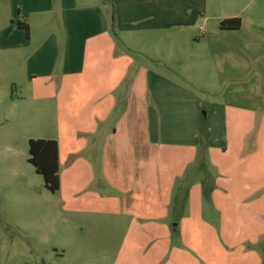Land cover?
I'll return each mask as SVG.
<instances>
[{
	"label": "crops",
	"instance_id": "crops-1",
	"mask_svg": "<svg viewBox=\"0 0 264 264\" xmlns=\"http://www.w3.org/2000/svg\"><path fill=\"white\" fill-rule=\"evenodd\" d=\"M23 1L29 37L9 39L8 49H33L25 55L31 109L37 118L45 105L55 112L54 136L38 139L58 143V192L88 193L73 203L101 218V254L115 247L111 264H264V0ZM114 14L121 34L138 32L141 16H172L193 36L123 42ZM231 19H240V29L221 30ZM135 56H166L180 63L188 84L217 80L228 88L224 96L249 100L205 103ZM254 91L262 92L255 104ZM203 178L213 185L209 195ZM98 180L101 193L90 197ZM108 187L115 196L102 194Z\"/></svg>",
	"mask_w": 264,
	"mask_h": 264
},
{
	"label": "rangeland",
	"instance_id": "rangeland-1",
	"mask_svg": "<svg viewBox=\"0 0 264 264\" xmlns=\"http://www.w3.org/2000/svg\"><path fill=\"white\" fill-rule=\"evenodd\" d=\"M27 5L28 2L23 0H0V164L4 162L7 164V172L0 171V264H111L116 249L110 246L106 256L101 254L102 247L99 240L103 233L101 218L86 216L77 211L84 208L82 205L88 193L81 190L74 195L66 192L64 188L63 192L56 194L49 192L45 188L43 178L35 173L28 162L30 138L54 136L55 112L52 110V105H45L37 118L36 113L31 109L33 103L27 95L30 86L25 55L30 54L33 49L25 50V54H22L20 50L8 49L9 39L11 43L20 40V37L24 39L27 37L26 32L18 28L20 21L26 22L23 12ZM51 18L55 19V17ZM144 18L147 17H139L140 21L134 25L137 27L134 30L138 32L121 34L117 31L118 16L114 14L112 16L114 31L116 34L119 33L123 42L127 39H131L132 42L138 39L143 44L163 43L172 36L181 37L182 41H190L193 36L191 31L183 32L189 29L185 26L187 23L176 20L172 16H166L162 21H158L156 17L151 20ZM119 19L121 22V17ZM138 26L144 29L154 26L155 30H144L145 33H143L139 32L141 29ZM160 27L164 28L158 29ZM200 27L204 30V26L200 25ZM200 27L196 30L197 35L200 34ZM253 37L262 39L263 36L256 34ZM160 45L164 47V44ZM135 58L147 70L188 86L205 103L221 101L239 105L243 104L240 101L241 98L249 100V96H224L228 88L220 87L217 80L190 79L196 85L188 84L189 79L184 77L180 63H175V60L168 63L166 56L160 58L153 56L150 60L143 56L141 58L135 56ZM255 58L257 55L254 56ZM253 66L256 69L259 63H253ZM257 84L260 88L258 90L261 91L262 82L254 79V90ZM257 93L261 95L262 92L254 91L252 97L254 104L261 100V96ZM236 98L238 103L234 101ZM125 104L124 102V107ZM204 112H202L203 116ZM204 127L205 122L202 125V128ZM14 165L18 168L14 169ZM199 169L201 176L204 177L205 169L202 167ZM15 173L17 176H14ZM99 173L101 174L100 170ZM99 173H96L98 179H100ZM71 176L76 178L75 175L71 174ZM77 178L82 181L85 176L83 173L77 174ZM204 180L205 178L201 182ZM203 184L206 185L204 193L211 194V181L205 180ZM99 187L98 180L91 187L93 193H89L90 197L101 193ZM102 194L115 196L116 191L108 187L102 190ZM78 201L83 203H73ZM90 232L94 237H98L92 243L84 240V236ZM54 247L66 250L65 255L57 257L53 253Z\"/></svg>",
	"mask_w": 264,
	"mask_h": 264
},
{
	"label": "trees",
	"instance_id": "trees-1",
	"mask_svg": "<svg viewBox=\"0 0 264 264\" xmlns=\"http://www.w3.org/2000/svg\"><path fill=\"white\" fill-rule=\"evenodd\" d=\"M240 19L225 20L220 24L221 30H238ZM18 28L24 30L29 37V25L19 22ZM203 130V129H202ZM29 145V163L35 172L44 180L45 188L55 194L60 190L59 146L54 140L31 139Z\"/></svg>",
	"mask_w": 264,
	"mask_h": 264
}]
</instances>
